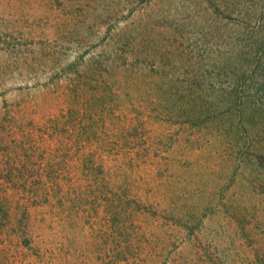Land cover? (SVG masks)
Returning a JSON list of instances; mask_svg holds the SVG:
<instances>
[{
    "label": "rangeland",
    "instance_id": "374dc122",
    "mask_svg": "<svg viewBox=\"0 0 264 264\" xmlns=\"http://www.w3.org/2000/svg\"><path fill=\"white\" fill-rule=\"evenodd\" d=\"M0 264H264V0H0Z\"/></svg>",
    "mask_w": 264,
    "mask_h": 264
},
{
    "label": "trees",
    "instance_id": "16d2710c",
    "mask_svg": "<svg viewBox=\"0 0 264 264\" xmlns=\"http://www.w3.org/2000/svg\"><path fill=\"white\" fill-rule=\"evenodd\" d=\"M2 223V222H1Z\"/></svg>",
    "mask_w": 264,
    "mask_h": 264
}]
</instances>
